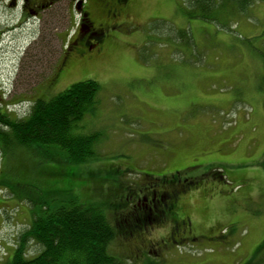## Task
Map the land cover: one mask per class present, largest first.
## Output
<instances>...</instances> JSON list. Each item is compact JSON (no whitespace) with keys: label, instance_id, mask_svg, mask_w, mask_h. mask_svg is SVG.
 I'll use <instances>...</instances> for the list:
<instances>
[{"label":"rangeland","instance_id":"obj_1","mask_svg":"<svg viewBox=\"0 0 264 264\" xmlns=\"http://www.w3.org/2000/svg\"><path fill=\"white\" fill-rule=\"evenodd\" d=\"M219 2V11L200 18L195 0H131L132 25L111 30L89 55L71 56L48 94L89 79L100 84L95 112L80 124L102 133L97 156L75 165L54 146L1 142L0 256L6 262L34 212L82 198L98 182L108 190V180L125 172L121 180L137 190L150 183L179 190L163 181L176 173L177 186L200 182L178 194L174 216H160L112 245L128 264H264V247L253 258L264 244V2L248 9L237 0ZM66 7L60 4L54 20L49 15L38 54L24 62L23 84L15 86L14 78L24 50L35 47L40 22L0 36V111L12 119L25 118L42 93L25 95V88L50 89L46 79L76 24ZM17 18L0 16L7 29L18 27ZM6 79L13 90H2ZM180 218L189 221L183 235L174 232Z\"/></svg>","mask_w":264,"mask_h":264},{"label":"trees","instance_id":"obj_2","mask_svg":"<svg viewBox=\"0 0 264 264\" xmlns=\"http://www.w3.org/2000/svg\"><path fill=\"white\" fill-rule=\"evenodd\" d=\"M219 1L195 0L197 4L195 7L200 11L199 17L209 18L202 15L213 9L219 11ZM237 1V5L242 9L264 2V0ZM192 2L194 3V0ZM204 7L208 10H204ZM184 35L186 36V32ZM261 38L264 45V30ZM183 42L186 44L189 40L184 38ZM260 53L264 69V47ZM261 84L264 95V73ZM100 88L97 81L89 79L74 83L59 94L38 97L31 102L25 118L12 119L0 111L1 149L6 153L1 142L29 149L38 145L54 146L65 153L69 163L75 165L88 163L97 156V143L102 133L88 132L87 129L82 131L83 127L80 124L87 115L95 112ZM124 173L114 180H108L110 181L108 190H104V186L98 182L90 189V193L87 192L82 198L60 202L56 207L44 205L39 212H34L28 227L16 236L13 245L15 248L8 254L12 256L6 264H128L125 259L114 253L112 245L121 238L128 239L138 233L141 234L146 226L160 221L158 218L160 215L155 219L150 218L153 208L146 196V189L150 187L154 189L155 183L142 185L137 190L135 184L128 185L121 180ZM178 175L179 173H176L173 178L166 177L163 180L171 184V189L181 188L174 191L176 197L173 201L165 205L169 217L175 214L177 207L175 199L178 194L200 183L188 179L186 182L188 187L177 186ZM217 178L222 176L218 175ZM180 220L184 221L183 218ZM185 230L190 231L188 228L183 231ZM183 234L182 232L181 235ZM5 243L6 246L10 245L6 241ZM32 245L35 247H31ZM263 247L264 244L255 252L253 258H256ZM3 249L9 250L7 247ZM34 249H38V252L31 254ZM4 253L2 251V254Z\"/></svg>","mask_w":264,"mask_h":264},{"label":"flooded vegetation","instance_id":"obj_3","mask_svg":"<svg viewBox=\"0 0 264 264\" xmlns=\"http://www.w3.org/2000/svg\"><path fill=\"white\" fill-rule=\"evenodd\" d=\"M66 2V13L69 19L70 25V17L73 13L76 14L75 21V29L71 30V34L67 36L68 42L66 48L63 51V55L61 59L58 61V67L56 71L48 77L47 87L50 89H46L48 92L43 89V86L40 85L32 88H25L27 91L25 95H33L39 97L49 96L48 94L56 83H60L64 77L67 65L72 55L83 57L84 55H89L93 49H96L100 42L104 41L106 35L114 29L120 27H127L132 25L128 23L130 21L129 18V7L131 0H0V16L5 15L6 19L8 15L11 17H16L17 22H19L18 27H14L12 29H7L8 21L0 20V36L6 32L15 31L16 28H20L24 24L29 22L35 23L40 22L41 28L38 34L35 47L32 45L33 51H31V47H28L22 53V57L20 58V64L16 72L17 75L14 78V85L17 86V83L23 84L20 80L23 79V74L25 71V60L33 59L38 53L36 52V47L43 44L45 40V28L47 22H49V15L53 16V20L55 19V15H59L61 12L60 4ZM79 13L80 17L77 16ZM11 21V20H10ZM4 22V23H3ZM17 24V23H16ZM4 30L2 31V27ZM2 31V33H1ZM59 38L63 41L61 35H58ZM0 41V47H1ZM21 74V75H20ZM45 85V84H44ZM14 86V87H15ZM12 87V86H11ZM17 89V87H15ZM9 89V88H8ZM10 90V89H9ZM13 90V87H12ZM30 91V92H28ZM38 98V97H37ZM36 98V99H37ZM35 99V100H36ZM147 190V195L149 199V203L152 205L151 214L153 217L159 216H167L166 206L170 204L171 201L176 197L174 191L171 190H156L150 187ZM148 201V200H147ZM169 201V203H168ZM160 213V214H158ZM181 220V222L174 226V232L177 233L182 231L184 233V229L189 228V222L186 220L185 223ZM181 229V230H180Z\"/></svg>","mask_w":264,"mask_h":264},{"label":"crops","instance_id":"obj_4","mask_svg":"<svg viewBox=\"0 0 264 264\" xmlns=\"http://www.w3.org/2000/svg\"><path fill=\"white\" fill-rule=\"evenodd\" d=\"M2 244H3L2 245L3 247H6V245H5L6 243L3 242ZM0 264H6L5 259H3L2 257L0 258Z\"/></svg>","mask_w":264,"mask_h":264},{"label":"bare ground","instance_id":"obj_5","mask_svg":"<svg viewBox=\"0 0 264 264\" xmlns=\"http://www.w3.org/2000/svg\"><path fill=\"white\" fill-rule=\"evenodd\" d=\"M9 87V85H7V88Z\"/></svg>","mask_w":264,"mask_h":264}]
</instances>
